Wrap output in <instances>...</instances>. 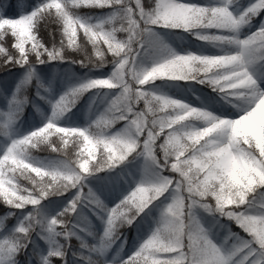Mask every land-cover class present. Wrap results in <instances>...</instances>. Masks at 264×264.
Listing matches in <instances>:
<instances>
[{
    "label": "snow or ice",
    "instance_id": "snow-or-ice-1",
    "mask_svg": "<svg viewBox=\"0 0 264 264\" xmlns=\"http://www.w3.org/2000/svg\"><path fill=\"white\" fill-rule=\"evenodd\" d=\"M0 208V264H264V0H0Z\"/></svg>",
    "mask_w": 264,
    "mask_h": 264
},
{
    "label": "trees",
    "instance_id": "trees-1",
    "mask_svg": "<svg viewBox=\"0 0 264 264\" xmlns=\"http://www.w3.org/2000/svg\"><path fill=\"white\" fill-rule=\"evenodd\" d=\"M43 106H44V105H42V107H43ZM29 107H30V106H29ZM27 111H28V109L25 110L26 113H27ZM0 211H2V208H0Z\"/></svg>",
    "mask_w": 264,
    "mask_h": 264
}]
</instances>
